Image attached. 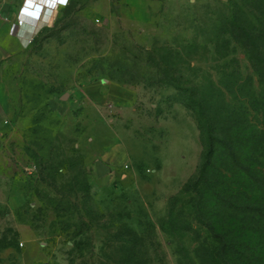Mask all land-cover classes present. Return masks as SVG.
<instances>
[{
	"label": "rangeland",
	"instance_id": "374dc122",
	"mask_svg": "<svg viewBox=\"0 0 264 264\" xmlns=\"http://www.w3.org/2000/svg\"><path fill=\"white\" fill-rule=\"evenodd\" d=\"M49 13L14 74L25 110L17 97L0 120V264H222L186 192L204 152L192 108L216 98L228 131L223 98L244 109L263 95L264 41H245L264 29V0Z\"/></svg>",
	"mask_w": 264,
	"mask_h": 264
},
{
	"label": "trees",
	"instance_id": "16d2710c",
	"mask_svg": "<svg viewBox=\"0 0 264 264\" xmlns=\"http://www.w3.org/2000/svg\"><path fill=\"white\" fill-rule=\"evenodd\" d=\"M263 31L245 41L248 50L260 51ZM252 66L264 87V67L257 61ZM233 100L223 98L231 124L226 131L214 123L217 113L210 107L216 98L195 99L204 152L186 192L197 217L218 238L215 255L222 264H264V93L248 99L244 109ZM252 113L262 125H252Z\"/></svg>",
	"mask_w": 264,
	"mask_h": 264
},
{
	"label": "crops",
	"instance_id": "0c3cea01",
	"mask_svg": "<svg viewBox=\"0 0 264 264\" xmlns=\"http://www.w3.org/2000/svg\"><path fill=\"white\" fill-rule=\"evenodd\" d=\"M66 0H0V120L12 111V101L19 98L25 110L24 93L16 92V66L31 47L41 25L46 23L57 2ZM17 74V73H16ZM18 108V107H17ZM20 111V110H19ZM17 110V113H21ZM7 122V121H6Z\"/></svg>",
	"mask_w": 264,
	"mask_h": 264
}]
</instances>
